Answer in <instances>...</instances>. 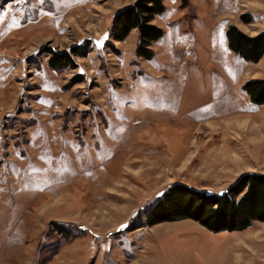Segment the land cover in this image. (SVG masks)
<instances>
[{
	"label": "rangeland",
	"instance_id": "374dc122",
	"mask_svg": "<svg viewBox=\"0 0 264 264\" xmlns=\"http://www.w3.org/2000/svg\"><path fill=\"white\" fill-rule=\"evenodd\" d=\"M135 2L0 0V264H264V222L145 224L174 185L264 175V103L244 88L264 54L226 38L262 32L264 0H165L150 60L137 29L114 38Z\"/></svg>",
	"mask_w": 264,
	"mask_h": 264
},
{
	"label": "trees",
	"instance_id": "16d2710c",
	"mask_svg": "<svg viewBox=\"0 0 264 264\" xmlns=\"http://www.w3.org/2000/svg\"><path fill=\"white\" fill-rule=\"evenodd\" d=\"M164 1L136 0L132 6L118 12L114 20V38L122 40L131 30L137 29L140 41L138 55L150 60L152 53L149 47L163 34L151 22L164 13ZM179 1L186 4L188 0ZM226 38L229 48L247 61L257 62L264 54V30L250 38L229 28ZM70 62L66 55H54L49 65L53 69H62L71 65ZM244 88L253 103H264V80L249 81ZM183 219L197 221L214 233L243 231L253 222H264V175L245 174L228 191L219 195L174 185L147 214L145 224L152 226Z\"/></svg>",
	"mask_w": 264,
	"mask_h": 264
}]
</instances>
